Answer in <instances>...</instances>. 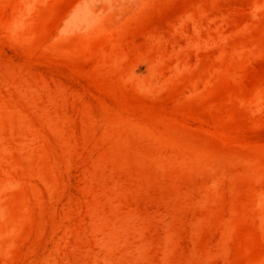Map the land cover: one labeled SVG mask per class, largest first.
I'll use <instances>...</instances> for the list:
<instances>
[{
    "label": "rangeland",
    "instance_id": "1",
    "mask_svg": "<svg viewBox=\"0 0 264 264\" xmlns=\"http://www.w3.org/2000/svg\"><path fill=\"white\" fill-rule=\"evenodd\" d=\"M0 264H264V0H0Z\"/></svg>",
    "mask_w": 264,
    "mask_h": 264
}]
</instances>
